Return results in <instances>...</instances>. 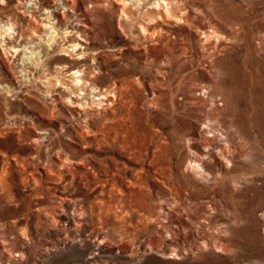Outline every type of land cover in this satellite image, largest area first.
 I'll return each instance as SVG.
<instances>
[{
  "label": "rangeland",
  "instance_id": "rangeland-1",
  "mask_svg": "<svg viewBox=\"0 0 264 264\" xmlns=\"http://www.w3.org/2000/svg\"><path fill=\"white\" fill-rule=\"evenodd\" d=\"M4 1L0 25H17L0 42V264H90L86 234L102 226L116 243L98 254L99 264H264V0H166L172 17L154 20L161 9L153 0L127 5V19L115 0H32L38 5L32 25L42 22L47 5L42 9L53 14L59 36L64 27L76 30L70 35L85 47L83 58L57 52L61 40L58 50L47 49L26 25L27 6ZM212 29L218 35L201 34ZM25 45L44 54L42 66L21 60ZM81 60L88 100L95 96L91 79L117 86L110 108L71 104L77 92L67 67ZM56 78L60 83L53 85ZM186 97L200 100L201 112ZM188 123L193 147L231 143L246 150L237 191L226 179L201 191L204 181L187 179L181 164L173 166L192 156L176 137ZM221 132L232 142H222ZM214 157L205 163L210 173L227 171ZM240 159L230 161L231 174L241 172ZM115 163L127 167L118 177L123 187L126 178L141 176L127 194L88 179L91 166ZM79 203L93 204L95 219L87 217L86 231L77 236L66 229L62 212ZM223 223L233 226V235L219 236L232 243L228 251L217 247ZM3 245L24 253L1 254Z\"/></svg>",
  "mask_w": 264,
  "mask_h": 264
},
{
  "label": "bare ground",
  "instance_id": "bare-ground-1",
  "mask_svg": "<svg viewBox=\"0 0 264 264\" xmlns=\"http://www.w3.org/2000/svg\"><path fill=\"white\" fill-rule=\"evenodd\" d=\"M1 3H4V0H0ZM117 2L118 10L120 15L125 16V18H129V14H128V6L129 4H135L134 0L133 1H126V0H115ZM137 2L136 7L139 8V3L141 0H135ZM177 1H181V0H177ZM176 1V2H177ZM16 2L18 3H24L25 6H27L28 9L25 10V12H27V16L29 18V20L26 22V25L30 28V33L38 35V38H36L39 42H42L45 44L47 49H50L51 51H56L58 50V47H56L57 41L61 40L62 44L61 47L59 48V51L61 55H68L71 53H68L69 51L72 52L73 55H75V58H83L82 54L83 51L81 49L85 48L84 46H82V43L80 42L79 39H76L74 37H72L70 35L71 31H76L73 27H71V29H68L66 27H64L65 29L62 30L61 34H63V36H59L58 33V27L56 25V23H54V21H52L51 19L53 18V14H51V11L48 9H42L45 8L47 5H43V7H41V10L43 11V13L45 12L46 15L44 16V18H42V22L37 23V25H32V10H35L36 8H38L37 3L32 4V0H16ZM51 2H54V0H51ZM66 4H68L67 0H65ZM7 3V2H6ZM163 4V5H162ZM4 5V4H3ZM179 5V4H178ZM152 7H154L155 9H161L156 11V16L155 18H153L151 16V12L148 11L147 15L149 17H152V19H169L168 17H172V11H171V6L168 4V2L166 0H153L152 2ZM162 13V14H161ZM15 19H19L18 16H16ZM151 19V18H150ZM177 21V20H176ZM17 25V21L16 20H9L8 24H1L0 25V42L1 44H5V42L7 41V39H9L11 37V31L13 33H15L14 30H12L13 28H15ZM33 26V27H32ZM201 34L207 38L208 36L211 35H218L216 33V30H210L209 32L206 31H201ZM81 40H83L81 38ZM83 47V48H82ZM23 48V53L21 54V60L26 62V63H30V66H42V64L44 63V61L46 60V57H43L44 54H42L41 56L38 54V52L36 51V48L31 49V50H27V46H23L21 47ZM32 48V47H31ZM80 49V51H79ZM11 51L16 52L17 51V47L16 46H11ZM39 51V50H38ZM49 52V51H48ZM46 54V53H45ZM60 68H64L63 66H61ZM70 68V69H68ZM67 70L70 71V75L72 76V80L71 83L74 84L73 86L76 89V92L73 96H74V100H71V104L82 108L81 106H85L88 105L89 102H93V104L100 109H106V108H110L112 105H114L118 99V94H119V90L117 89V86L113 83L112 85L109 86H100L97 81L91 79L90 80V86H89V90L91 92H94L95 96H91V101L88 100V95H90L87 92H82V89L84 86H80L82 85V80L83 78H81L80 75H84L83 71V64H82V60L81 61H71L69 67H67ZM93 72H89V75L92 76ZM47 75V74H46ZM58 77V76H57ZM56 82H53L52 84L55 85V83H60L58 78H56ZM50 83V82H49ZM77 83H79V86L77 85ZM78 87H77V86ZM86 88V87H85ZM74 92V91H71ZM72 93L69 94L68 97H70ZM186 100L190 103V104H195L198 105L197 107V111L201 112V107H202V103L200 102V100L196 101L195 98L193 97H186ZM154 103V105H157L156 101L150 100ZM87 107V106H86ZM85 109V108H84ZM173 110H176V107L173 108ZM88 115L85 111H84V115ZM197 117V116H195ZM199 120V118H198ZM208 120V119H207ZM202 131H206V129H208V122L204 121L201 123L200 125ZM192 129V125H190L188 123V128L187 129H180V133H178L176 135L177 138H179L180 140H183V144L182 147L185 148L187 151L191 152L190 155L192 156H186L184 157L183 160H179L177 159L174 162V167L178 166L179 164H181V174L183 176H186L187 179H197L199 181H204V183H206L205 188L201 187L199 188L201 191H208L210 189H213V186L217 185V182H214L216 179L218 181H220L222 184H225L224 179L228 180L230 183H232V187H233V191H237L238 188L237 186L239 184L242 183L243 179L245 177H243V174L245 173L246 168L244 166H242L243 162L246 160L245 154H246V150H241V149H234L231 148V143L228 144L229 147L226 148L225 146H222L220 143H217L215 145H212L209 147L208 145H205V147L207 148H202L201 150L199 149V147L195 146L193 147L192 144H190V138L187 137L188 135V130ZM220 130H216V132H219ZM220 140H222V142L228 141V139H230V141L232 142L231 137H227L224 132H221L220 134ZM227 144V143H226ZM193 148V149H192ZM237 153V155H234L233 153ZM216 153V155H219L220 158H222L225 161V166L227 168V171L223 172V170L217 169L215 168V172L212 174L210 173V171L208 170V168L206 167V161H211L214 157V154ZM153 157V155H152ZM241 158L240 164H239V169L241 170V172H239L238 174H231V167H229V163L231 160L234 161L235 158ZM238 160V159H237ZM153 161V159H150V162ZM78 163V162H77ZM62 165V163H61ZM78 166V165H77ZM62 167V166H61ZM92 167V171L93 174L88 176V179H92L93 181H95L96 186L100 187L101 189H107L108 191L112 192L116 189V191L119 192V194H127L130 190V186L129 185H139V182L141 181V176L138 174H134V176L132 178H126V182L127 184H125V186H122V183L119 182L118 177H120V175L124 174V170L127 169L125 163H115L114 166H101V165H95V166H91ZM131 169V168H130ZM141 170H135V169H131L135 172H139V171H143L145 172L142 168H140ZM165 168H162V170ZM227 173V175H225ZM249 173V175H246V179L248 177L249 180H253L252 176H254V174L250 173V172H246ZM81 174V173H80ZM140 174V173H139ZM82 176V175H81ZM176 174H172L170 176V178L176 182H179L178 178H175ZM175 178V179H174ZM210 181H212L213 183H210ZM90 185V184H89ZM195 190H199L196 189L197 185L196 184H190ZM84 204V203H83ZM63 215V221L64 224H66V229H72L75 234L77 236H79L80 234L82 235V233H84L86 231L85 227H84V223L87 219V217H89L91 220L95 219V213H94V206L89 205V208L87 209L84 205H82V203H79L78 207L73 206L72 209L70 211H63L62 212ZM160 212H158L157 218L159 217ZM55 221V220H54ZM97 221L104 225V222L102 220V218L97 217ZM56 222V221H55ZM162 226L165 227V225L162 224ZM102 230H92L89 234H86L87 238L89 237V242L87 243V247H89L90 249H92V252L89 253V256L86 259V262L90 263V264H99L98 263V258L100 253L104 252L105 248H110L111 246H113L116 243V238L115 236H113V234L110 232V229L106 226H102ZM229 232L233 235V226L230 224H226L223 223L219 229V231L216 234L217 239L220 241H218L219 243L217 244V247H219L222 250H230V247L232 246V243L230 242L229 239L223 240L222 238H220V235H225V232ZM115 234L118 235H122V231L118 230L116 231ZM173 231H171L169 233L168 236L166 237H173ZM128 245V243H125L121 246V250H125L126 246ZM116 252H119L117 248ZM146 249L140 251L141 254L145 253ZM8 254L9 256L12 255H23V251L22 250H11L8 248L7 245H3L2 249H1V254ZM130 254V253H129Z\"/></svg>",
  "mask_w": 264,
  "mask_h": 264
}]
</instances>
